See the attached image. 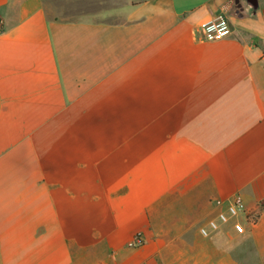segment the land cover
I'll return each instance as SVG.
<instances>
[{
	"label": "crops",
	"instance_id": "0c3cea01",
	"mask_svg": "<svg viewBox=\"0 0 264 264\" xmlns=\"http://www.w3.org/2000/svg\"><path fill=\"white\" fill-rule=\"evenodd\" d=\"M263 200L264 0H0V264H264Z\"/></svg>",
	"mask_w": 264,
	"mask_h": 264
},
{
	"label": "built area",
	"instance_id": "2783aa9c",
	"mask_svg": "<svg viewBox=\"0 0 264 264\" xmlns=\"http://www.w3.org/2000/svg\"><path fill=\"white\" fill-rule=\"evenodd\" d=\"M201 33L204 41L217 42L228 38L231 34V29L224 12L214 16L209 21L201 25ZM264 207V200L261 203ZM260 206V207H261ZM239 217L244 218L249 225L254 224L258 218L256 211H248L239 196L235 195L228 202L224 210L217 211L213 218H210L207 223L199 229V234L207 238L213 232L226 224H231L232 229L236 234H243L245 226ZM143 244V239L140 234H136L133 240L128 244L129 247H139Z\"/></svg>",
	"mask_w": 264,
	"mask_h": 264
},
{
	"label": "rangeland",
	"instance_id": "374dc122",
	"mask_svg": "<svg viewBox=\"0 0 264 264\" xmlns=\"http://www.w3.org/2000/svg\"><path fill=\"white\" fill-rule=\"evenodd\" d=\"M172 203H174V202L171 201V205H172ZM207 220H208V218L206 217V218L203 219L202 221L198 222V223H197V226H200V225L204 224Z\"/></svg>",
	"mask_w": 264,
	"mask_h": 264
},
{
	"label": "water",
	"instance_id": "95a60500",
	"mask_svg": "<svg viewBox=\"0 0 264 264\" xmlns=\"http://www.w3.org/2000/svg\"><path fill=\"white\" fill-rule=\"evenodd\" d=\"M237 1H238V0H237ZM247 1L251 3L253 0H247Z\"/></svg>",
	"mask_w": 264,
	"mask_h": 264
}]
</instances>
